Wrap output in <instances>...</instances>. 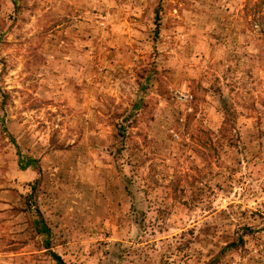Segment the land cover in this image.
<instances>
[{
	"label": "rangeland",
	"instance_id": "obj_1",
	"mask_svg": "<svg viewBox=\"0 0 264 264\" xmlns=\"http://www.w3.org/2000/svg\"><path fill=\"white\" fill-rule=\"evenodd\" d=\"M261 1L0 0V264H264Z\"/></svg>",
	"mask_w": 264,
	"mask_h": 264
},
{
	"label": "trees",
	"instance_id": "obj_2",
	"mask_svg": "<svg viewBox=\"0 0 264 264\" xmlns=\"http://www.w3.org/2000/svg\"><path fill=\"white\" fill-rule=\"evenodd\" d=\"M261 5H264L263 0L261 1ZM260 9H262V8H260ZM254 18H260L261 20L264 21V15H261L260 13H258V15H255ZM258 22H260V21H258ZM259 27H261V26H259ZM260 32H261V35L264 36V30L262 28H261ZM18 154L21 156L19 151H18ZM29 166L37 167L38 166L37 160L29 159L27 161V163L23 166V168H27ZM38 224H39L38 231L45 235V246H46V248L51 250L52 232H51L50 228L46 225L42 216L40 217ZM50 252H51V256H52L53 260L55 261V264H66L65 260L63 259V257L61 255H59L56 252H53L52 250Z\"/></svg>",
	"mask_w": 264,
	"mask_h": 264
},
{
	"label": "built area",
	"instance_id": "obj_3",
	"mask_svg": "<svg viewBox=\"0 0 264 264\" xmlns=\"http://www.w3.org/2000/svg\"><path fill=\"white\" fill-rule=\"evenodd\" d=\"M175 97L177 98V100L181 101V102H190L192 99V96L187 93V92H183V91H176L174 93Z\"/></svg>",
	"mask_w": 264,
	"mask_h": 264
}]
</instances>
